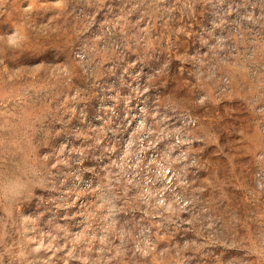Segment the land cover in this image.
<instances>
[{
	"label": "rangeland",
	"instance_id": "rangeland-1",
	"mask_svg": "<svg viewBox=\"0 0 264 264\" xmlns=\"http://www.w3.org/2000/svg\"><path fill=\"white\" fill-rule=\"evenodd\" d=\"M0 264H264V0H0Z\"/></svg>",
	"mask_w": 264,
	"mask_h": 264
}]
</instances>
